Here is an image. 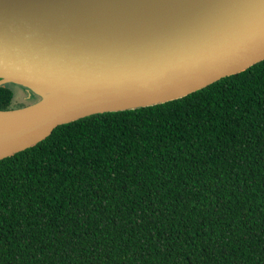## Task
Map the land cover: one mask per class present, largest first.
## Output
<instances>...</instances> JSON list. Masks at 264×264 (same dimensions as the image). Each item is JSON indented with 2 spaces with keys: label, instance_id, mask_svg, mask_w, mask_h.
I'll return each mask as SVG.
<instances>
[{
  "label": "trees",
  "instance_id": "16d2710c",
  "mask_svg": "<svg viewBox=\"0 0 264 264\" xmlns=\"http://www.w3.org/2000/svg\"><path fill=\"white\" fill-rule=\"evenodd\" d=\"M0 264H264V60L0 160Z\"/></svg>",
  "mask_w": 264,
  "mask_h": 264
},
{
  "label": "water",
  "instance_id": "95a60500",
  "mask_svg": "<svg viewBox=\"0 0 264 264\" xmlns=\"http://www.w3.org/2000/svg\"><path fill=\"white\" fill-rule=\"evenodd\" d=\"M264 60V0H0V160L59 125L184 97Z\"/></svg>",
  "mask_w": 264,
  "mask_h": 264
},
{
  "label": "rangeland",
  "instance_id": "374dc122",
  "mask_svg": "<svg viewBox=\"0 0 264 264\" xmlns=\"http://www.w3.org/2000/svg\"><path fill=\"white\" fill-rule=\"evenodd\" d=\"M15 91H16V99H18V97H19V93H18V89H17V87L15 88ZM20 93L22 94L21 101L26 100V103H29V104L32 102V99H31V101L27 100V99H30V97H32V95L29 97V93H28V95L26 96V95H25V91H24V89H20ZM25 96L27 97V99H26ZM34 99H35V98H34Z\"/></svg>",
  "mask_w": 264,
  "mask_h": 264
}]
</instances>
